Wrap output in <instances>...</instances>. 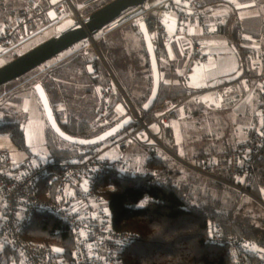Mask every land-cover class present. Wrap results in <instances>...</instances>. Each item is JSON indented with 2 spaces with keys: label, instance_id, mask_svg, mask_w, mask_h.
I'll return each instance as SVG.
<instances>
[{
  "label": "built area",
  "instance_id": "1",
  "mask_svg": "<svg viewBox=\"0 0 264 264\" xmlns=\"http://www.w3.org/2000/svg\"><path fill=\"white\" fill-rule=\"evenodd\" d=\"M66 3L72 5L71 0L49 1L47 6L40 0H28L14 10L13 21L0 28V45L23 41L31 36L48 10L54 13L56 19H62L68 12ZM171 9L179 14V25L170 34L163 16ZM126 20L136 24L144 22L151 36L164 43L180 40L188 34L193 24L203 26L208 33L211 26L224 22L221 17L200 10L196 0H148L126 11L98 33H106ZM242 33L238 29L240 38ZM209 46L205 38L193 43L194 62L206 63L209 60ZM257 55L260 64L256 73L247 72L230 81L207 83L200 88L167 97L153 107L151 122L143 119L146 113L144 109L130 103V115H134V121L140 127L127 129L111 138L110 149L124 152L137 141L143 147L152 148L156 155L167 153L196 173L235 187L240 193L238 205L245 195L255 197L248 189L251 165L264 143V52L259 50ZM100 93L103 100L101 114L107 116L114 107V89L104 87ZM242 94L253 96L258 109L247 124L236 129V134L242 135L236 150L223 159L203 157L199 162L187 161L174 152L178 145L174 123L180 117L179 109L187 106H220L228 98ZM151 124L158 127L157 132L151 130ZM79 153L56 165V160L46 155H29L22 161H15L8 151L0 149V258L9 246L21 257L19 262L12 264H121L120 249L135 242L138 237L133 232L118 230L113 226L99 180L107 170L127 172L132 163L128 159L105 158L99 149L91 146L81 148ZM56 171L53 191L45 189L44 196H41V181ZM35 212L51 214L67 224L74 241L71 261L66 259L56 244L24 237ZM208 238L212 244L225 246L229 250L232 264H264V249L256 247L255 242L248 238L227 233L220 223L209 221Z\"/></svg>",
  "mask_w": 264,
  "mask_h": 264
},
{
  "label": "trees",
  "instance_id": "2",
  "mask_svg": "<svg viewBox=\"0 0 264 264\" xmlns=\"http://www.w3.org/2000/svg\"><path fill=\"white\" fill-rule=\"evenodd\" d=\"M111 1L75 0L74 4L81 9L79 10L85 17ZM160 1L162 0H155V2ZM196 2L200 10L208 13L211 7L229 4L226 0H196ZM225 30L226 26L221 25L219 31L224 33ZM237 30L238 28H235L233 32L236 41ZM261 35L264 36V28L259 31V37ZM20 41L22 40H15L8 44L9 46H4L7 48ZM157 46L159 59L160 44ZM248 51L250 54L253 53L251 50ZM17 56L19 55H15L13 59ZM77 60L78 57L73 59V62ZM64 66L66 65L60 68ZM58 69L53 68L47 74L32 79L31 85L41 83L44 86L57 120L65 132L78 137H94L128 115L118 113L113 107L109 115L102 116L103 100L99 109L91 112L89 118L82 114L77 117L74 114L60 112L57 109V103L66 102L64 96H61L63 85L56 82L58 78H61ZM28 74L19 79L28 78ZM65 78L62 77V79ZM177 95L179 94L170 93L168 88L165 89L162 82L155 105L167 97ZM146 100L145 98L140 102V105L143 106ZM202 109L203 107L195 108L192 112L199 114L203 111ZM144 118L146 122H151L153 111H146ZM139 127L140 124L134 121L127 129ZM3 133L8 134L20 148H27L25 131L21 123L1 121L0 135ZM66 143L68 147L64 146L65 143L60 144L58 137H53L50 133L46 135L45 145L48 149L46 156L54 158L56 165L66 158L80 155L79 150L87 147ZM100 145L91 147L98 149ZM141 148L150 149L149 157L144 163L146 168L144 173L134 171L131 165L127 172L107 170L99 180V187L103 190L107 201L113 226L118 230L133 232L138 237L135 242L120 249L121 264H232L229 250L225 246L214 245L209 241V221L222 224L227 233L248 238L255 242L256 247L264 249V220L254 214L255 212L253 214H251L252 211L242 212V203L237 208L240 197L237 191L218 181L207 180L205 186L203 183H193L183 175L182 168L176 165L168 154L160 152L156 155L155 151L148 146ZM180 149L177 145L174 151L181 156ZM234 150L236 148L224 153L201 152L192 158L194 162H199L203 157L223 159ZM251 168L248 189L255 197L262 199L264 197V191H262L264 190V143ZM56 175L57 171L48 179L41 181V196H44L45 189L53 191ZM228 178L233 179L232 176ZM236 180L240 181V178ZM24 237L50 245L57 242L56 245L63 251L66 259L68 261L73 259L74 241L71 231L65 222L51 214L35 212L30 226L24 232ZM20 260V255L7 246L0 258V264H12Z\"/></svg>",
  "mask_w": 264,
  "mask_h": 264
},
{
  "label": "crops",
  "instance_id": "3",
  "mask_svg": "<svg viewBox=\"0 0 264 264\" xmlns=\"http://www.w3.org/2000/svg\"><path fill=\"white\" fill-rule=\"evenodd\" d=\"M27 1L28 0H0V28L10 24L13 21L14 10L24 5ZM40 1L47 6L49 1L57 0ZM153 1L155 2V0ZM226 1H228L229 4L225 3L209 8L213 16L221 17L224 22L218 26H211L208 33H206V29H204L203 26L193 24L190 26L188 34L180 40H172L164 43L162 40L153 37L155 44H160L161 49L158 59L161 83L163 82L164 88H168L170 93L176 92L181 94L200 88L207 83L216 84L230 81L245 74L246 71L252 73L258 71L260 59L258 58L257 51L262 50L264 52V36L261 35V37H259V31L264 28V0ZM68 13L69 10L66 16ZM51 14H53V17L50 16ZM163 17L169 33H173L179 25V14L171 9L166 11ZM48 18L56 19L54 13L50 10L47 11L41 21H43V19L49 21ZM130 22L133 28H123L126 26H124V22H122L119 26L106 33H97L92 40L86 39L74 45L66 50L67 52L64 51L66 53L65 55L62 57L58 56L61 58H52L48 61V65L31 71L28 74V78L23 80L17 79L14 80V82L4 84L3 86L6 85L5 88H2V86L0 87V106L5 101L13 103L14 106H9L13 110L12 114L17 115L19 118V112L23 114L27 111L26 113L29 114L27 115V121L32 117L30 112L33 111L34 118L46 125V115L35 90V85H31V80L47 74V72L53 68H59L58 71L60 72L59 76H61V78H58L56 82L62 84L63 87L73 86L75 90L80 92L78 97L85 98L89 103V96L95 92V96L92 100L94 110H98L101 105L102 96L100 90L108 86L114 89L113 106L118 113L131 114L130 103H135L130 100L129 95L132 98H136L139 103L135 105L143 109L140 102L145 98L148 99L152 92L153 74L149 55L138 24L133 21ZM72 24L73 23L70 25ZM221 25L226 26L224 33L219 31ZM235 28L243 31L242 37L240 38L237 30V41L234 39L233 34ZM36 29H38V23ZM201 38L207 39L210 44V58L206 63L194 62L192 57L193 43ZM125 40L131 45V48L124 53V57L128 59L129 62H127V73L122 76V79L121 77L118 78L122 82L120 86L114 81L115 79H113L109 71V64H107L104 59L101 49L104 50L103 52L108 58L112 59L111 55L113 54V50L118 43ZM97 43H99V45ZM13 46L7 48L9 49ZM95 47L98 49V53L101 56L100 58L96 53ZM0 48L3 50V48L6 47L0 45ZM248 50L253 51V53L250 54ZM76 57H78L79 62L83 61V66H85L84 72L77 70V68H80V65L79 63L77 64L78 60L73 62V59ZM104 63L107 64L108 67ZM62 65L66 66L60 68ZM89 68H91L92 71H89ZM84 76L87 77L86 80L82 79ZM62 77L66 78L62 79ZM94 77L97 80H95ZM86 81H91L93 87L86 89ZM122 93L126 99H128V103ZM17 97L22 98L18 105H16L17 102L15 101ZM250 97L251 95L243 94L233 96L228 98L223 106L217 108L225 109L227 112L235 111V113H233L234 123L238 121V124H247L250 117L255 114L258 109L257 102L254 98ZM57 105V109L60 112H64L65 114L70 113L67 102L57 103ZM201 107L204 109L208 106L202 105ZM195 108L187 106L180 109L181 118L185 120L184 123L187 122L186 125H189L187 133L189 136L193 133L194 139L196 138L194 133L201 131L198 125L193 121V119L198 118V116L192 112ZM17 110H19V112ZM16 122L22 124L19 119L16 120ZM183 125L179 127V131L176 133V135L180 137V140L177 138L178 146L181 148V156L183 158L185 156L190 161L192 157L189 156L190 154L184 153V146H181L182 134L185 133ZM151 126L157 129L154 132L158 131V127L155 124H151ZM184 127L187 128V126ZM201 137L202 135H199L197 140H199V138L201 139ZM192 143L193 145L197 144V142L194 141ZM186 146L187 145H185V147ZM195 150H198V146H196Z\"/></svg>",
  "mask_w": 264,
  "mask_h": 264
},
{
  "label": "rangeland",
  "instance_id": "4",
  "mask_svg": "<svg viewBox=\"0 0 264 264\" xmlns=\"http://www.w3.org/2000/svg\"><path fill=\"white\" fill-rule=\"evenodd\" d=\"M74 2L75 0H71L72 5L66 3L67 9L69 10V13L66 17H63L60 20L48 18L49 21L43 19V21L38 22V29H35L34 33L31 36L27 37L23 41H20V43L14 44L15 46L12 45L13 46L12 48H9V49L3 48V50H1L0 48L1 50L0 67L6 64L7 62L11 61L15 55L23 54L24 52L37 46L43 41L53 37L57 33L67 29L68 27L71 26L70 25L71 23H74L79 18L83 17L82 16L83 13L82 11H80L81 9L78 7H75ZM50 16L53 17V14H51ZM130 21L131 20L123 21L124 26H126L123 28H133V25ZM97 44L99 45V43ZM130 48H131V45L128 44L127 40L121 43H118L116 48L113 50V54L111 55L112 59L108 58L103 52L104 50L101 49L104 59L106 60L107 64H109V71L111 72L113 79H115L114 81L118 83V85L120 86L122 82L118 78L121 77L122 79V76H124L127 73V65H128L127 62H129V60L124 57V53L127 52V50ZM95 50H96L97 55H99V58H100L101 56L98 53L97 47H95ZM65 52L61 53L58 56L62 57L63 55L66 54ZM58 56H56L55 58H61ZM48 64L49 62L47 61L41 66H39L38 68L40 67L42 68V66L48 65ZM107 64L105 65L107 66ZM79 65H80L79 66L80 68L79 69L77 68V70L84 72L85 66H83V61L82 62L80 61ZM82 79L86 80L87 77L84 76L82 77ZM11 82H14V81H11ZM85 85H86V89L93 87V83L91 81H88V82L86 81ZM5 86L2 85V88H5ZM120 86H119V89H120ZM79 93L80 92L75 90L73 86H68V87L62 88L61 96L63 95L64 96L63 98L67 102L68 110L70 111V114H74L77 117H79V115L82 114V116L89 118L91 117L90 113L94 111V106H92V102H93L92 100L95 96V92L94 94L89 96L90 103L87 102L85 98L78 97ZM122 95L124 96L123 93ZM129 97H130V100L134 102L135 104L139 103V101L136 98H132L130 95ZM250 98H253V97L251 96ZM21 99L22 98L20 97L15 98V101L17 102L16 105L20 104ZM126 102L128 103V99H126ZM9 106H14V104L5 101L0 106V122L1 121L3 122L16 121L18 119L21 120L22 122L21 125L25 131V141L27 145V148H20L8 134L3 133L0 135V149L8 151L13 160L22 161L28 158L29 155H33L36 157H39V156L42 157L44 154H46L48 152V149L45 145L47 133H50L53 137L54 136L58 137L60 144L65 143L64 146H67V147L69 146L66 143L67 141L63 140L58 135H56V133L51 128L48 122V119L46 117H45L46 125H44L43 122H40V120H36L34 118L33 111H31L30 113L32 117H30V119L27 121L26 120L27 115H29L28 113H26L27 111L21 114L19 110H17L19 112V118H18L17 115L12 114L13 110ZM221 106L223 105H220V107ZM217 107L219 106H208L202 109L203 110L202 112H200L199 114H196L198 118L193 119V121L196 125H198L199 130L201 131H197L196 133H194L196 135L195 139L193 137V133L191 136L188 135L187 129L189 125H186L187 122L184 123L185 120L181 118V110L179 109L180 118L174 123V126H175V130L177 133L179 131V127L184 124L183 128H184L185 133L182 134L183 138H181L182 139L181 146H184V153L190 154L189 155L190 157H193L196 154H199L201 152L212 153L213 151H217L218 153H224V152H227L231 149L233 150L238 147V144H239L240 139L242 138V135L236 134V129L242 128L245 124H238V121L234 123L233 113H235V111L227 112L225 109L223 110L222 108H217ZM191 108H195V107H191ZM131 116H133L134 118V115H131ZM143 119L145 118L143 117ZM135 122L137 121L135 120ZM184 126H187V128ZM151 129L153 131L157 130L153 126H151ZM140 135L144 136V134H140ZM199 135H202V137L201 139L199 138V140H197V137ZM176 136L180 140V137L178 135ZM110 141L111 140L105 141L99 146L98 149L101 152H103L102 156L108 157L111 160L128 159L132 163V168L134 169V171L138 173H144L146 171L144 163L149 157L148 153L150 149L141 148L143 146L139 145L137 141H134V143L132 144L130 148L122 152L115 148L110 149V146H111ZM191 141L197 142V144L193 145ZM185 145L187 146L185 147ZM196 146H198V150H195ZM168 156L170 155L168 154ZM178 156L181 157L180 155ZM170 157L173 158L174 163L176 165L182 168L183 175L186 178L188 177L189 181L192 180V182L196 184L203 183L204 186L207 180L217 181L215 179L207 178L201 174L196 173L192 169L185 167L174 157L172 156ZM183 159L189 161L188 158H186L185 156ZM190 161H193V158H190ZM223 184L229 188L234 189L235 191L239 193V191L235 187L227 185L225 183ZM241 203H242V208H243L242 212L246 213V212L252 211L251 214L255 212L254 214L259 215L261 219L264 220V197L262 199H259L257 197L245 195L242 197V200H240L239 205L237 204V208L240 207ZM256 215H253V216H256ZM53 243L58 244L57 242H53Z\"/></svg>",
  "mask_w": 264,
  "mask_h": 264
},
{
  "label": "water",
  "instance_id": "5",
  "mask_svg": "<svg viewBox=\"0 0 264 264\" xmlns=\"http://www.w3.org/2000/svg\"><path fill=\"white\" fill-rule=\"evenodd\" d=\"M146 1L148 0H112L97 11L85 17H78L79 19L67 29L57 33L53 37L43 41L1 66L0 86L23 77L74 45L86 39L92 40L107 24L120 18L126 11L143 5ZM138 27L143 36L153 74L152 92L143 105V109L149 111L155 106L161 87L160 65L157 56L158 47L145 23H139ZM35 90L53 131L60 138L74 145L95 146L102 144L125 131L134 122L133 116L127 115L120 122L94 137L85 138L73 136L61 128L44 86L41 83H37L35 85ZM146 104L148 107H145Z\"/></svg>",
  "mask_w": 264,
  "mask_h": 264
},
{
  "label": "snow or ice",
  "instance_id": "6",
  "mask_svg": "<svg viewBox=\"0 0 264 264\" xmlns=\"http://www.w3.org/2000/svg\"><path fill=\"white\" fill-rule=\"evenodd\" d=\"M89 71H92V69H91V68H89ZM145 107H148V105L146 104V105H145ZM262 191H264V190H262Z\"/></svg>",
  "mask_w": 264,
  "mask_h": 264
}]
</instances>
